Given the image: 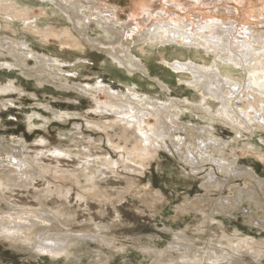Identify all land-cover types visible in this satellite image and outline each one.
Here are the masks:
<instances>
[{"label": "rangeland", "instance_id": "rangeland-1", "mask_svg": "<svg viewBox=\"0 0 264 264\" xmlns=\"http://www.w3.org/2000/svg\"><path fill=\"white\" fill-rule=\"evenodd\" d=\"M220 1L216 0L215 6L203 4L206 12L196 11L203 5L194 6L196 10L189 16L209 13L220 18L225 15L223 22L240 19L238 12L221 9L244 6L237 0ZM107 4L137 11L122 0ZM167 8L180 11L174 6ZM261 11L245 18L255 21L254 27L263 26ZM145 12H140L148 14L145 18L155 14L152 10ZM4 24L0 33L12 32ZM141 34L132 47L143 57L147 70L119 66L89 44L86 54L68 48L65 59L71 62L48 61L58 74L53 79L37 72L44 60L21 53L28 62L24 64L14 56L17 51L12 46L0 49V88L14 84L13 89L0 91V181L4 194L0 192V219L10 222L11 216H16L25 231L17 237L0 232V264H170L185 256L199 259L200 264H264V193H260L263 200L259 202L246 192L257 190V179L249 173L219 167L214 157L213 161L204 158L195 164L186 156L188 149L196 152L202 128L212 120L215 134L225 144L222 152L218 144L213 145L216 149L205 150L215 157L236 160L264 178V162L253 153L264 151V130L256 128L252 133L241 129L194 103L200 102V93L189 84V73L167 74L162 59L169 58V53L160 43H146L144 30ZM34 41L41 46L36 47L40 52L42 48L61 46L57 38H51L48 45ZM140 45L148 46L146 55L140 52ZM110 62L124 71L123 75L115 74ZM165 77L170 80L169 88L161 84ZM130 78L139 83L140 94L169 104L180 115L181 123L188 124L187 131L183 126L173 128L172 137H167L162 146L158 135H151L154 146L148 147L155 154L146 156L141 170L133 169L135 165L128 161L131 157L122 149L143 145L135 125L121 121L104 128L102 124L115 120V115L98 104L106 99L100 84L120 93ZM184 99L189 103L182 102ZM212 102L216 109L219 101ZM164 120L168 116L151 114L147 122L161 126ZM14 155L28 167H13L10 162ZM240 195L244 198L241 202ZM46 208L48 216L40 217ZM47 228L72 235L70 245L78 246L61 254H37L31 242L38 239V231Z\"/></svg>", "mask_w": 264, "mask_h": 264}, {"label": "bare ground", "instance_id": "bare-ground-1", "mask_svg": "<svg viewBox=\"0 0 264 264\" xmlns=\"http://www.w3.org/2000/svg\"><path fill=\"white\" fill-rule=\"evenodd\" d=\"M111 1L115 0H0V32L3 29V23H5V28L12 30L10 33H0L3 37L0 38V49L3 46H7V48L12 46V50L17 51V55L14 56L24 64L28 62L21 56V53L33 54L37 60H44L45 63H41V69L36 71L53 79L58 77V74L54 73L51 67L47 65L48 61L71 62L65 59V54L69 52L67 49L70 48L86 54L89 44L96 47L98 51L109 55L119 66L127 69L142 67L147 70V64L143 57L135 53L134 46L132 47L134 42L141 39L143 34L141 32L144 30L146 43L152 45L160 43L165 47L162 50L167 54L169 53V58L164 57L162 59L168 69L167 74L173 75V71L189 73L186 76L189 84L197 87L200 93V102L194 103L207 108L209 114L216 113L224 117L230 124L237 125L241 129L249 130L252 133L256 128L264 130V22L262 21L263 26L254 27L255 21L245 18V15L250 18L258 9H262L261 14L264 18V0H237L241 6H244L243 8L230 9L226 7V9H221H228L229 12L233 10V13L238 12L237 14L240 15L239 20L233 18V20L229 19L225 22L222 21V18L226 17L225 15L222 18L209 16V13L204 16L200 14L189 16L190 11L196 10L192 7L203 4L205 6L214 5L216 0H163V3L162 0H122L130 9H137V11L124 10L122 9L123 6L120 8L112 7L107 4ZM167 6L177 7L180 11H174ZM205 6L196 11L206 12ZM36 8L40 10L39 13L36 12ZM147 10H152L155 13L151 15L152 18H145L148 17V14L141 15V11ZM148 21L150 23L147 25ZM51 38L60 40L59 50L57 48L52 50L46 46L47 49L42 48L44 51L40 52L36 48L41 46H37L34 39L41 44L48 45ZM140 52L146 55L148 46H141ZM46 55H48V59L45 58ZM71 55L79 57L77 53H71ZM110 66L115 74L123 75L124 71H118L113 63L110 62ZM117 77L122 78L121 76ZM119 81L122 82V79ZM134 81L133 78L128 79L124 86L126 89H121L120 93L115 92V88L112 86L107 87L100 84L99 86L104 89L106 99L105 101H97L100 104V109H108L115 115V120L102 124L104 128L115 127L121 121L125 124L135 125L134 129L139 134L143 145L137 144L130 150L127 147L122 149L131 157L128 161L135 165L133 169L141 170L145 160H148L147 157L155 154L149 148L150 145L154 146L151 135L157 134L161 141L160 146H162L165 145L167 137H172L173 128L183 126L187 131L188 124L181 123L180 115L177 111L174 112L169 104L162 103L152 96L140 94L137 88L139 83L136 84ZM169 81L165 77L161 84L169 88ZM13 87V83H8L0 88V91L13 89ZM211 99L219 101L216 109H214L215 104ZM182 102L189 103L185 99ZM238 102L240 104L236 105ZM148 111H152L150 113L155 114L157 118L164 114L168 116V120H164L163 125L160 124L161 126L151 124L147 122L151 115ZM144 124H147L149 129ZM206 124L207 126L202 128L204 132L202 137L200 135L198 137L200 141L197 144L196 152L188 149L186 155L188 160L197 164L203 162L204 158L212 160L214 157V161L223 169L225 167L230 168L229 170L234 173L251 174L254 179H257L254 183L256 189L260 188L261 192L255 189L252 191L250 188L248 189L250 191L246 192L261 202L263 199L260 197V193H264L262 186L264 185V178L241 167L236 160L222 155L215 157L206 149L207 152L205 148L214 147L216 144L221 146L219 148L214 147V149L217 148L218 151L222 152L225 143L215 134L212 120ZM237 131L240 132L241 130ZM1 144L3 145V143ZM249 148L252 147H248V151ZM253 153L264 162V151L259 149L254 150ZM19 158L20 156L17 158V155H14L10 164H13V167L15 165L20 168L28 167V164H20L22 161ZM14 172L17 171L12 170V173ZM17 174L14 177L16 181V178L19 177ZM2 188L3 182L0 181V192H2ZM241 199H244L242 195L238 197V201L241 202ZM42 206L45 205L42 204ZM47 213L48 209L46 208L39 214L40 217H47ZM23 228V223H20L16 216H11L10 222L0 219L1 235H16V237L24 235ZM37 237L38 239L31 242V248H36L37 254L46 252L61 254L69 252V247L73 245L78 246L75 243L70 245L72 235H67L58 230L48 228L47 230H40ZM248 242L245 243L249 246L253 245ZM247 245L243 246L247 247ZM189 246L190 244L186 247L190 248ZM243 246H239V248L243 249ZM185 257L184 260L170 264H198L201 262L199 259L192 260L187 258L188 256Z\"/></svg>", "mask_w": 264, "mask_h": 264}]
</instances>
